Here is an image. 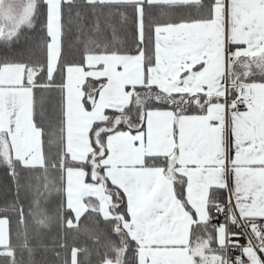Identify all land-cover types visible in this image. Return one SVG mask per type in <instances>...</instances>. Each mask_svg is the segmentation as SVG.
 <instances>
[{
  "label": "snow or ice",
  "instance_id": "snow-or-ice-1",
  "mask_svg": "<svg viewBox=\"0 0 264 264\" xmlns=\"http://www.w3.org/2000/svg\"><path fill=\"white\" fill-rule=\"evenodd\" d=\"M92 257L264 264V0H0V264Z\"/></svg>",
  "mask_w": 264,
  "mask_h": 264
},
{
  "label": "trees",
  "instance_id": "trees-1",
  "mask_svg": "<svg viewBox=\"0 0 264 264\" xmlns=\"http://www.w3.org/2000/svg\"><path fill=\"white\" fill-rule=\"evenodd\" d=\"M47 206L49 207V210H50V211H53V212H54V210H55V204L53 203L52 197L49 198V202H48V205H47ZM55 231H56V229H55V227L53 226V228H52L53 235L55 234ZM113 238H115V237H113ZM79 240H80L81 242H83V241L86 240V237H85L84 235H81V236L79 237ZM88 243L90 244L91 241H88ZM91 259L93 260V264H94L95 257H92Z\"/></svg>",
  "mask_w": 264,
  "mask_h": 264
},
{
  "label": "built area",
  "instance_id": "built-area-1",
  "mask_svg": "<svg viewBox=\"0 0 264 264\" xmlns=\"http://www.w3.org/2000/svg\"><path fill=\"white\" fill-rule=\"evenodd\" d=\"M244 241H243V239L241 240V243H243Z\"/></svg>",
  "mask_w": 264,
  "mask_h": 264
}]
</instances>
